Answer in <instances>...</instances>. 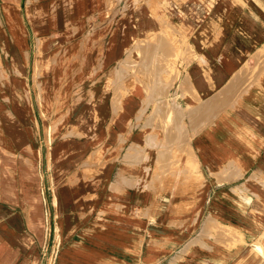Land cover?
Masks as SVG:
<instances>
[{
	"label": "crops",
	"instance_id": "1",
	"mask_svg": "<svg viewBox=\"0 0 264 264\" xmlns=\"http://www.w3.org/2000/svg\"><path fill=\"white\" fill-rule=\"evenodd\" d=\"M200 1L203 9L190 5L186 10L184 31L188 33V40L185 45L179 48L175 42H169L180 73L170 93L163 97L175 98L181 107L183 121L176 133L175 124L171 122L165 125L164 132L149 125L148 117L156 103L151 101L142 112L143 105L138 98L134 99L132 91L127 97L122 96L120 108L116 102H106L105 97L88 107L90 115L83 130L105 129L110 118L116 119L111 143L105 142L106 129L101 140L105 152L100 154L107 155L109 166L101 172L102 176L96 177L100 180L96 182L86 212L76 214L73 224L79 222L83 228L79 227L73 236V232L70 233L72 239L83 241L79 245L86 250L85 256L96 257L88 260V264H264V71L250 73L256 64L264 65V0ZM234 1L239 2L235 7ZM54 9L57 17H67L65 0H59ZM39 11L34 3L26 6V16L34 32L41 36L40 50H46L64 38L54 40L45 35V30L36 24ZM138 11L134 7L128 9L117 22L120 28L131 27V41L146 34L151 26L144 17L133 26L132 20L136 19ZM110 35L108 32L103 37L107 41L95 64L106 60L109 65L117 66L119 60L125 62L128 56L132 57L135 48L138 50V44L131 47L123 59L124 44L108 45ZM157 43L145 42L151 47ZM84 49L82 46V54H78L73 46L70 54L77 60L85 58ZM30 55L32 61L34 56ZM53 59L38 58L42 67L45 64L49 67ZM13 67L16 73L13 81L22 86L17 75L25 74V70L16 54ZM122 71L125 77L124 69ZM28 81L31 93L32 89H43L42 77L34 76V67L29 69ZM63 81L65 77L61 78V83ZM89 83L86 72H82L72 94L78 99L84 96ZM11 93L13 113L28 124L29 113L19 105L25 96L22 97L17 86ZM146 96L148 98L144 90V107ZM221 100L225 106L210 115L215 103ZM139 113L144 114V120L138 119ZM125 127L131 131L144 128V139L126 138L121 131ZM155 129L160 137L154 135ZM69 141L57 145L54 155L60 150L80 148L83 143ZM175 146L179 147L178 152L173 151ZM0 156L13 166H24L20 160L7 159L2 153ZM42 159L45 169L40 184L52 190L61 180L56 179L52 169L51 154H41L38 161ZM30 169L24 168V174H31L34 170ZM55 197L57 201L52 197L46 223L64 225L66 217L58 215L56 208L61 199L59 191ZM15 204L19 202L12 200L9 205L0 207V216L7 221L4 220L2 226L5 230L22 232L25 222L14 213ZM101 211H110L113 215H104L101 219ZM43 223L38 213L30 211L29 229L37 236L25 233L22 242L31 238L37 243L35 246L40 247ZM90 224H110L115 230H124L129 233L128 242L115 239L105 243L106 239L101 241L93 235ZM124 225L128 227L122 228ZM81 235L84 236L78 238ZM84 237L98 238L101 244L89 246ZM74 256L72 264H82L74 261ZM16 261L19 260L13 259L10 264ZM39 261L34 255L28 259V264H39Z\"/></svg>",
	"mask_w": 264,
	"mask_h": 264
},
{
	"label": "rangeland",
	"instance_id": "2",
	"mask_svg": "<svg viewBox=\"0 0 264 264\" xmlns=\"http://www.w3.org/2000/svg\"><path fill=\"white\" fill-rule=\"evenodd\" d=\"M58 1L0 0V153L7 159L20 160L24 165L13 166L9 160L0 156V207L9 205L12 200L18 201L19 204L14 205L13 211L22 216L25 222L22 232L13 229L5 230L2 222L6 219L0 216V264H10L13 259L19 260L15 264H28V259L34 255L39 257V264H61V262L72 264L74 255L76 259L73 260L82 264H88L90 263L88 260L96 258L85 256L86 250L79 245L83 241L79 242L71 237L79 227L83 228L79 222L73 224L76 214L82 215L86 212L97 187L96 182L100 180L96 177L102 176L101 172L106 170L110 163L105 153L100 154L105 152V148L102 151L104 142L101 140L107 132L108 138L105 142L111 143L112 125L116 119L112 117L107 121L106 132L105 129L92 131L82 129L90 115L88 107L92 106L95 100L105 97L106 102L110 101V104L116 102L120 108V100L130 95L132 91L134 99L138 98L143 105L142 112L147 104L155 101V107L148 117L149 125L161 128L164 132L165 125L171 122L170 124H175L173 131L176 133L183 121L181 107L175 98L163 97L170 93V88L180 73L176 54L174 55L169 42H175L179 48L185 45L188 40V33L184 31L187 23L186 10L190 5L203 9L202 1L65 0L68 3V15L65 18L56 16L54 7ZM30 3L36 4L40 9L36 18L37 26L44 29L45 35L49 38L54 40L64 38L62 42L53 44L46 50H40L41 36L34 32L26 16V6ZM238 4L239 2L234 1L233 6ZM132 7L139 9L138 16L132 20L133 26L137 25L143 17L144 20L151 22L149 31L137 40L133 38V41L130 40L131 27L120 28L117 25L120 16ZM108 32L111 34L108 45L113 42L124 44L126 53L123 59L127 57L131 47L138 44V50L135 48L131 52L132 57L128 56L125 62L119 60L117 66L109 65L106 60L103 64H95L97 56H101L107 41V38L103 39V37ZM147 41L151 43L158 41V43L151 47L145 44ZM73 46L76 47L78 54H82V46H84L83 51H86V57L77 60L76 56H71L70 51ZM137 51L139 54L136 53ZM15 54L19 56L25 70V74L17 75L21 79L22 86L17 81H13L14 76L16 77L13 67ZM30 54L34 56V62L30 61ZM52 57L54 59L52 63H48L49 67L45 66L47 64L42 67L39 63L38 58L49 61ZM84 59L86 62H83ZM30 67L32 70L34 67V76L41 75L44 84L42 90L35 88L32 89V93L28 81ZM262 68L263 70H260ZM101 69L103 71L99 73ZM122 69H124L125 77L122 76ZM261 71H264V65L256 64L250 73L259 74ZM82 72H86L90 83L87 93L78 99L72 94V88L81 78ZM64 77L65 81L61 83V78ZM15 86L22 93V97L25 96L19 105L21 109L23 107L26 113H29L28 124L13 113L11 90ZM144 90L148 95L145 99L147 101L145 107ZM223 105L225 106V103L223 104L222 100L216 102L210 115L216 114ZM141 118L144 120V114L139 113L138 119ZM102 121L101 116L100 123ZM121 131L126 138L136 136L144 139V128L131 131L125 127ZM157 132L155 129L154 135L159 134L160 137V133ZM173 137L175 138V134ZM69 140L83 143L80 148L60 150L54 155L55 147L64 141L70 142ZM175 148L173 151L178 152L179 147L175 146ZM41 154L44 156L51 154L52 169L56 179L61 180L52 190L45 184H40L45 169L43 159L42 162L38 161ZM28 167L34 171L31 174H24V168ZM56 191H59L61 195L59 203L55 204L58 215L66 217L64 225H51L49 221L46 223L52 197L57 201ZM29 196L32 200H29ZM4 197L9 201H6ZM30 211L38 213L44 222V235L38 236L42 244L40 247L35 246L37 243H34L31 238H27L25 243L22 242L25 239V233L30 237L37 236L29 229ZM100 214L101 219L104 215H113L110 211H101ZM109 225L90 224L88 227L94 230L93 235L101 241L106 239L105 243L115 239L128 242L126 235L129 233L124 230H115V227H109ZM124 227L128 226H122ZM70 233H72L71 236ZM82 236L84 235L78 238ZM98 238L84 237L83 240L89 242V246H96L101 244ZM262 243L264 245V242ZM71 250L78 252L71 253Z\"/></svg>",
	"mask_w": 264,
	"mask_h": 264
}]
</instances>
